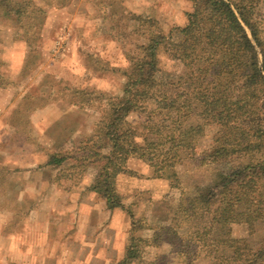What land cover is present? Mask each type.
Instances as JSON below:
<instances>
[{"label":"crops","instance_id":"crops-1","mask_svg":"<svg viewBox=\"0 0 264 264\" xmlns=\"http://www.w3.org/2000/svg\"><path fill=\"white\" fill-rule=\"evenodd\" d=\"M100 1L104 3L97 6ZM171 1L173 0H160L161 5L168 8L163 19L172 27H183L187 23L186 13L191 11L192 2L188 0L186 6L183 4L180 6L177 3L178 0H175V4ZM36 3L43 6L41 0H37ZM115 4L132 14L138 22L142 17L158 16L150 9L147 11L151 15H141L142 10L136 8L134 0L129 2L127 0H72L61 10L45 5L47 14L45 43H39L38 47L41 51L47 52L51 65H56V72H58H45L39 76L42 80L39 88L45 87V95H42L45 98V109L39 108L45 110V138H42L45 139V161L38 163L37 160L41 157L36 158V155L31 154V157H27L22 162L18 161V156L7 155L0 150V164L3 167L2 170L0 165V182L5 185L4 193L0 191V214H7L1 210L8 209L11 213L7 214V221L11 224L15 223L16 226L17 223L27 224L22 230L25 234L19 232L21 224L15 226L14 230L7 228L10 229L7 231L9 234H4L0 230V239L5 241L6 237H10L11 241L9 253L0 245V255H12L17 251L21 255L45 256V264H63L62 257L75 255L87 258L84 262L74 261L73 264H118L123 259L124 247L128 246L125 240L130 237L132 230V237L136 240V262L132 264H192V257L204 243L223 238L226 224L234 221L239 224L244 221L240 219L243 215L238 213L235 207H229V210H223L222 207L219 214L220 221L208 223L196 231L192 229L195 207L187 206L182 215L185 216L183 221L189 227L187 226L186 233L182 232L183 228L178 222L181 215L178 211L180 198L196 187L211 182L214 173H222L218 165L221 161L205 158L201 168L183 169L182 164H179L181 166L170 169L159 160L162 155L169 153L168 150L156 151L153 156L157 158V161L154 163L152 160L146 162L141 159V156L136 155L134 151L143 149L147 143L159 140L158 124L149 116L153 111L163 107L156 91L155 93L148 90L141 91L144 87L137 90L143 93L140 94L139 102H137L142 107V111L130 113L119 123L116 139L120 138L119 143L122 141L118 152L122 169L116 177V192L123 198L125 209L109 211L105 200L94 190L96 169L78 165V159H90L101 155L97 148L99 141L97 131L102 116L109 109L110 103L123 102L122 89L126 81L124 74L129 73V63L125 59L121 42L115 33L111 34L110 29L107 28L101 29L102 22L98 21L106 14L117 22L119 12L117 9L110 8ZM98 7H101L102 9L99 10L103 11L97 14ZM95 14L99 15V18L95 17ZM61 18L67 21L61 23L59 22ZM81 18L83 21L79 22ZM54 24L56 28L53 30ZM64 27L72 34L70 50L59 60H54L50 57L48 48L54 43L59 30ZM104 31L109 33H103ZM48 34L51 36L49 37ZM17 46L23 50L25 48L22 42H19ZM89 50L98 58L99 63L109 65L110 69L99 71L100 76L89 73L86 64ZM167 59L163 55L160 56V71L157 73V79L161 82L181 79L184 76L183 66L178 61ZM86 74L90 78L85 80L87 83H84L81 78ZM73 76L77 79L80 76L76 84L85 86L83 88L74 86L81 90L86 86L91 87L96 78L107 83L114 79L117 81V88L113 90L107 87L97 92L95 86L93 88L95 97L78 104L69 105L59 102L56 98L52 99L55 90L45 82L47 81L45 78L62 80L64 84ZM103 94L105 96H102ZM124 126L128 131L130 130V133L132 132L131 144L133 145L132 152L125 150L126 154L123 151L128 149L125 144H129V140L126 137L122 138ZM190 129L191 131L201 130L200 135L203 136L200 140L185 143L194 144L197 141L202 142V146L206 144L210 146L217 132L216 125H209L205 117L198 114L190 115ZM202 153L197 154L201 156ZM241 157L252 156L251 154L234 155L229 162L235 163L241 160ZM51 158L66 159L61 164L53 165L50 163ZM212 165L213 168H211ZM239 170L241 166L230 173ZM19 174L26 176L24 183L21 180L17 181ZM246 176L248 177V174ZM247 177L239 187V194L231 198L233 202L244 201L247 194L251 193V191L246 193L248 191L246 186L250 182V178ZM15 189L17 192L24 193L23 199H15L17 203H2L3 200H13L8 193L16 192ZM40 190L42 196L40 199H35V192ZM28 194L32 195L31 200ZM11 207L24 210L27 215L26 222L17 220L14 212L9 210ZM245 208L251 214L252 209L249 203H246ZM39 214L44 216V220L40 227H36L35 223ZM204 227L211 231L216 230V233L212 231L213 235L208 236L209 240L202 243L199 241V233H202ZM23 235L24 238H20L24 241L23 244H15L14 241Z\"/></svg>","mask_w":264,"mask_h":264},{"label":"trees","instance_id":"trees-1","mask_svg":"<svg viewBox=\"0 0 264 264\" xmlns=\"http://www.w3.org/2000/svg\"><path fill=\"white\" fill-rule=\"evenodd\" d=\"M190 1L192 9L186 13L187 23L183 27H172L168 34L161 30L155 20L146 18L138 22L131 14L133 22L139 23L131 30L129 28L131 35L144 38L147 43H133L134 53L121 43L122 52L129 63V73L124 74L123 102L110 104L102 116L97 131V148L101 155L77 160L80 167L96 169L94 190L105 200L109 211L125 209L123 198L116 192V177L122 169L118 158L121 144L116 137L120 120L130 113L142 111V107L131 99L132 93L142 87L155 90L163 104V107L149 114L158 124L159 140L147 143L143 149L136 151L142 160L149 162L156 151L168 150L167 145L172 150L178 139L180 142L195 141L201 130H190L178 139L176 131L184 115L198 114L218 129L209 150L201 156L221 161L237 154L251 153L259 155V166H264V0ZM42 2L61 10L72 0ZM6 4L8 1L4 0L3 5ZM44 8L35 5L32 0H25L15 8L5 10L4 15L13 17L18 23L16 36L12 40L22 42L26 48L27 58L22 75L35 69L30 67V63L39 55V43L45 40L47 14ZM216 27H222L225 33V41L220 46L210 45L205 39V34ZM2 42L0 38L1 46ZM161 55L183 65L184 76L181 79L169 82L157 79ZM94 57L96 72L104 71V64ZM0 81L4 82L2 78ZM51 83L48 84L51 86ZM51 88L55 90L52 99L69 105L95 97L90 89L81 90L67 83L59 86V81ZM230 89L240 90V96L226 99L225 92ZM65 159L51 158L50 163L58 165ZM251 169L246 167L228 174L214 173L211 182L196 187L180 198L179 213L182 215L187 206L195 207L192 229L196 231L208 223L220 221L222 209L235 207L238 213H247L245 202L250 201L248 197L240 202H233L231 198L239 194V187ZM2 203L13 202L3 200ZM252 203L257 220L264 223V181L256 190ZM128 211L131 214L130 209ZM226 243L225 239L219 238L204 243L192 264H264V245L255 253L237 255L231 250L233 245ZM135 249L136 240L131 230L125 258L118 264L136 262Z\"/></svg>","mask_w":264,"mask_h":264},{"label":"rangeland","instance_id":"rangeland-1","mask_svg":"<svg viewBox=\"0 0 264 264\" xmlns=\"http://www.w3.org/2000/svg\"><path fill=\"white\" fill-rule=\"evenodd\" d=\"M8 4L3 5L4 0H0V38L3 41L2 46L0 45V78L4 80V82L0 83V150L1 153L4 154H11L12 156H18V161H25L27 157H31V154L36 155V158L41 157L39 160H37L38 163H41L45 161V139L43 140L42 138H45V99L42 97V95H45V87H41L40 83H42V80L40 79V74H45L47 73H58L56 72L57 66L56 65H51V61L49 57L47 56V52L41 51L39 52V55L37 58L33 59L34 62L30 63V67L35 68L32 73L28 74H21L23 65L26 61V49L24 50L21 47H18L17 44L19 42H14L12 38L16 36V32L18 29V23L16 19L13 17H9L6 14V9H12L15 8L16 6L24 3L25 0H7ZM35 5H38L36 3L37 0H32ZM131 0H127L129 2ZM188 0H178L177 3L181 6L187 5ZM136 8H140V13L141 15H151L148 9H150L152 12L157 13L158 16L154 15L153 17H142L140 18L141 21H143L146 18H151L155 20L161 30L165 33L168 34V32L171 30L172 25L170 23H167L164 19V13L167 12L168 8L164 7V5H161L160 0H134ZM172 4H175V0L171 1ZM104 3L103 1H100L97 6H101ZM33 4V3H32ZM41 4L43 6L39 7H45V2L43 3L41 0ZM101 4V5H99ZM9 5V6H7ZM192 5V4H191ZM112 10H118V19L117 22L113 17H109L108 15H103L98 21L102 22L101 24V29H110L109 31L115 33L116 37L121 41V43L124 44V47H127L130 49L129 51L135 52L134 46H132L133 43L137 44H145L147 43L144 38H140L135 34L130 33L131 28L136 27L138 25L137 23L133 22V17L131 14L127 11H125L123 8L120 6H116V4L113 7H110ZM101 7H98L96 9L97 14L103 10ZM45 10V8H44ZM106 11V9H105ZM45 13V12H44ZM108 13V12H107ZM149 13V14H147ZM154 13V14H155ZM95 14V17L99 18V15ZM161 15V16H160ZM59 18V17H57ZM164 18V19H163ZM59 22L65 23L66 20L65 18H61ZM132 19V20H130ZM83 19H79V22H82ZM116 22V23H115ZM57 24V21L55 22ZM60 23V24H61ZM59 24V25H60ZM58 25V26H59ZM115 25V28L113 26ZM55 26V24H54ZM52 27L54 30L56 28ZM57 26V27H58ZM130 28V30H128ZM103 33H109L107 31H104ZM49 35V34H48ZM14 36V37H13ZM51 35H49L50 37ZM103 37L102 35H100ZM105 36V35H104ZM102 40L101 38H99ZM110 39V38H109ZM205 39L206 42L210 45L213 46H220L224 43L225 41V33L222 27H216L212 30H209L208 33L205 34ZM13 41V42H12ZM45 43V42H44ZM91 50L87 52V57H86V64L89 66V73H95V59L94 53ZM92 57L88 58V56ZM167 60H173V59H167ZM177 61V60H176ZM180 63V62H178ZM180 65H182L180 63ZM183 66V65H182ZM101 69V66H99ZM104 71H108L110 69V66L107 64H104L102 66ZM183 68V67H182ZM95 74H99L97 76H100L99 71L96 72ZM182 74V72L180 73ZM28 75V76H27ZM27 76V77H26ZM39 77V78H38ZM96 77V75H95ZM80 79V76L78 77ZM90 76L87 74L84 75V77L81 78V80L84 83H87L85 80L89 79ZM47 79V78H46ZM79 79L75 78L74 76L70 80H66L64 83L71 84L72 86L77 85L85 86L84 84H76L79 82ZM47 82H52L51 86H55L57 83V80H47ZM117 81L113 79V81L106 82L102 81L99 78L95 79L92 83L91 87H87L85 89H90L92 91H95L93 88L95 87L98 91L100 92L101 90L105 88L109 89H116ZM63 85V81H59V86ZM45 86V85H43ZM43 88V90H42ZM151 91L155 93V90L149 89L147 87H144L141 89V91ZM140 94H143L142 92H133L131 99L134 102H139L138 97ZM241 94V91L238 89H230L225 92V97L228 100H232L234 98H238ZM102 96H105L103 94ZM43 101V102H41ZM112 104V103H110ZM113 104H121L119 101H115ZM110 106V105H109ZM44 108L43 110L39 108ZM17 109V111H15ZM38 109V110H37ZM29 110V111H28ZM28 111V113H26ZM18 114V115H17ZM179 127L176 131L178 134V138H181V135L183 133H189L190 129V115H184L180 120H179ZM176 126V125H175ZM175 128V127H174ZM177 128V127H176ZM218 130V129H217ZM132 133V132H131ZM130 133V130L128 131L126 127L124 126V130L122 132V138L124 137L129 140V144H125L128 149H124V154L127 152H132V147L133 145L131 144L132 140V135ZM199 136V137H198ZM196 136V140H200L203 135ZM119 137V136H118ZM118 141L120 138H117ZM122 142V141H121ZM120 142V143H121ZM175 143H177L175 145ZM174 143V147L171 150L170 145H167L166 149L169 150V153L167 155H162V157L159 159L161 162L170 169L178 166L179 164H182V168L190 167V168H201L202 163L204 161L203 156H198L197 153L204 152L206 150H209L210 146L209 144H206L202 146V142L194 144H188L185 142H180L179 139L177 142ZM185 143V144H184ZM193 143V142H192ZM209 146V147H208ZM208 148V149H207ZM131 149V150H130ZM205 149V150H204ZM127 152H126V151ZM201 151V152H200ZM136 152V151H134ZM245 154H251V153H245ZM194 155V156H193ZM237 155H242V154H237ZM252 157H241V160H237L235 163L229 162V160H221V163L218 164L220 171L223 174L230 173L231 171L235 169H239L241 166V170L245 169L246 167H252V169L248 173V177L250 178V182H248L246 189V193L250 192V194H247V197L250 199V201H247L245 203H249L250 209H252V198H254L255 192L258 189L259 185L264 181V166H259L261 162V157L259 155L251 154ZM240 159V158H239ZM152 162H156L157 158L156 157H151ZM3 161V160H2ZM223 162V163H222ZM33 166H35L33 163H31ZM1 165V164H0ZM186 165V166H185ZM2 166V165H1ZM181 166V165H179ZM215 167V166H214ZM213 168V165L211 166ZM182 174V173H181ZM1 175V173H0ZM18 176V182L21 180L22 183L26 181V176L25 175H17ZM1 179V176H0ZM38 181V180H37ZM5 185L0 182V191H3L4 193ZM16 192L8 193L12 197L13 203L15 202L18 198L23 199L22 195L24 193L22 192H17V189H15ZM2 193V195H3ZM8 195V196H9ZM30 195V200L32 199V195ZM9 196V197H10ZM42 196V191L35 192V199H40ZM246 198V197H245ZM16 199V200H15ZM252 203V204H251ZM9 210H12L14 212L15 218L19 220L20 222H26L27 215L24 210H22L19 207H11ZM245 210H247L245 208ZM254 210V208H253ZM251 211L250 213H243V217L240 219H243L241 223L238 224V222L234 221L233 223H229L225 225V229L223 230V238L220 239H225L227 241V245L229 244L233 245L231 250L235 252L237 255H242V254H248V253H255L261 246L264 245V223L261 222L260 220H257V212ZM257 211V208H255ZM2 212H6L7 214L11 213L8 211V209L1 210ZM5 213L0 214V230L4 234H9L7 231L10 229L14 230L19 224V232L22 234H25L24 228L27 226V224H22V223H17V226L14 224H11V222L7 221L8 216ZM185 219L184 215H180L178 222L181 228H183V233H186L187 231V226L189 225L183 221ZM44 220V216L42 214H39V218L37 220L36 227H40L41 223ZM239 220V219H238ZM34 224V225H35ZM10 225H13L12 227ZM16 226V227H15ZM210 227V226H209ZM10 228V229H7ZM204 229V230H203ZM201 231L202 233H199V238L202 243L206 242L209 240L208 236L213 235L211 229H208L207 227H204ZM16 231V230H15ZM211 231V232H210ZM17 232V231H16ZM216 233V230L213 231ZM226 232V233H225ZM15 234V233H14ZM7 239L2 241L0 239V245L5 249L7 253H9V244H10V237H6ZM24 238L23 236H19L16 241H14L15 244L22 243L23 240L21 239ZM130 237L125 240L126 245L129 244ZM35 242V241H34ZM201 243V244H202ZM25 249V248H23ZM20 251V249H18ZM116 251V250H115ZM127 248L124 247V256L123 259L125 258ZM16 254H20L17 251H15ZM114 253V252H113ZM112 253V254H113ZM0 255V264H45V256H32L31 254L27 255ZM135 255H136V249H135ZM197 256L192 257L193 262L194 259ZM86 256H78L76 257L75 255H72V257H62L63 264H66L67 262L69 264H73L74 261H80L84 262L86 259ZM122 259V260H123ZM192 262V263H193Z\"/></svg>","mask_w":264,"mask_h":264},{"label":"built area","instance_id":"built-area-1","mask_svg":"<svg viewBox=\"0 0 264 264\" xmlns=\"http://www.w3.org/2000/svg\"><path fill=\"white\" fill-rule=\"evenodd\" d=\"M72 34L66 28L59 30L55 37L54 43L48 48V52L54 60H59L70 50ZM47 50V49H45Z\"/></svg>","mask_w":264,"mask_h":264}]
</instances>
